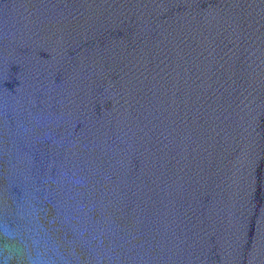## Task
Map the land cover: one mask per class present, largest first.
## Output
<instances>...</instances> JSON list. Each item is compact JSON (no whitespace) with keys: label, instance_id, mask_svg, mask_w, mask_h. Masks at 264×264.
<instances>
[{"label":"water","instance_id":"water-1","mask_svg":"<svg viewBox=\"0 0 264 264\" xmlns=\"http://www.w3.org/2000/svg\"><path fill=\"white\" fill-rule=\"evenodd\" d=\"M0 264H264V0H0Z\"/></svg>","mask_w":264,"mask_h":264}]
</instances>
